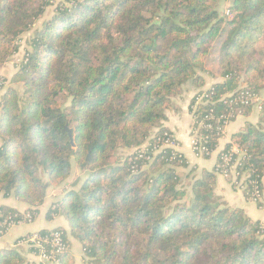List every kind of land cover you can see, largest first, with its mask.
<instances>
[{
    "label": "trees",
    "instance_id": "trees-1",
    "mask_svg": "<svg viewBox=\"0 0 264 264\" xmlns=\"http://www.w3.org/2000/svg\"><path fill=\"white\" fill-rule=\"evenodd\" d=\"M222 2L231 19L220 11ZM53 6L51 0H0V69L30 34L0 99V194L36 214L44 178L63 185L72 164L85 173L48 214L61 215L69 232L39 233L61 234L67 250L57 264H75L70 239L86 264H264V226L216 196V168L194 175L170 150L138 158L168 132L170 99L190 85L196 91L191 107L196 95L209 94L194 114L212 125L198 130L209 152L218 147L220 124L204 120L209 111L227 115L229 123L257 111V124L247 122L232 140L249 156L263 200L264 0H65ZM49 8L53 14L45 18ZM211 60L221 82L202 90L205 77L214 78L205 65ZM241 90L260 97V110L222 104V97ZM59 96L69 105L58 106ZM8 217L21 218L0 207V222ZM0 264L24 261L15 253L0 255Z\"/></svg>",
    "mask_w": 264,
    "mask_h": 264
},
{
    "label": "crops",
    "instance_id": "crops-1",
    "mask_svg": "<svg viewBox=\"0 0 264 264\" xmlns=\"http://www.w3.org/2000/svg\"><path fill=\"white\" fill-rule=\"evenodd\" d=\"M219 82H221V79L218 77V74L214 78L205 77V85L201 89H207ZM2 90L4 89L0 91ZM195 93L196 91L190 85H187L183 88L180 96L170 99L169 107L165 112L166 120L163 125L175 140L177 151L186 160L188 168L195 170L194 175L200 176L202 172L214 170L219 151L229 143L234 135L244 129L247 122L253 125L257 124L258 113L256 110H253L248 117H237L235 121L226 126L225 135L219 140L218 147L212 154L205 158L195 157L189 144L193 122L190 107ZM84 176L85 173L77 168L75 164H72L70 177H73L75 181L76 179H83ZM73 182L68 179L63 185L54 186L47 178H44L45 198L43 204L36 209L35 219L31 224L15 226L0 239V255H13L16 253L23 259L24 264H39L40 260L32 249L18 242L26 236L42 231L50 232L55 229H62L69 232L68 224L61 215H51L49 217L48 214L53 204L63 197L64 192L71 188ZM215 194L229 207L243 210L253 222L258 221L264 225V189L263 200L259 206L248 202L242 193L233 190L225 179L216 175ZM0 207L15 210L18 213H23L30 209L28 205L17 201L12 195L4 196L2 194H0ZM70 241L74 263L86 264L79 243L72 239Z\"/></svg>",
    "mask_w": 264,
    "mask_h": 264
},
{
    "label": "built area",
    "instance_id": "built-area-1",
    "mask_svg": "<svg viewBox=\"0 0 264 264\" xmlns=\"http://www.w3.org/2000/svg\"><path fill=\"white\" fill-rule=\"evenodd\" d=\"M208 95L209 94L207 92L196 95L194 104L190 107L193 122L189 144L194 156L199 158L204 155L209 156L213 153L209 152V150L205 147L204 144H206V142L203 141V138L198 133L199 129L211 130L212 125L204 124L203 121H195L196 119L194 115L199 105H204V100H208ZM230 97L231 96L227 95L221 98L224 106L231 107L232 104H239L242 107H248L250 105H254L257 110H260V107L258 106L260 103V97L248 90H241L236 96L231 99ZM209 112V115L205 116L204 120L214 119L215 122H220V124L215 127L216 136L219 137L217 142H219V140L224 137L226 126L229 124L228 116L214 115L212 110ZM157 142L158 143L153 146L151 154L149 153L147 156L143 155L145 149V147H143L140 151L141 154L138 155V158L149 160L151 155H156L166 150H170L174 155L181 156L177 151V144L169 132H165L162 135V138L158 139ZM228 144L229 147L227 151L223 148L218 153L215 165V168L218 170L216 174L225 179L233 190L246 195L244 198L248 202L256 205L260 204L262 202L261 180H257L254 175L255 172L252 165L249 163V156L244 150L240 149L238 144L232 139ZM243 166H246V168L243 169ZM131 171L136 172V168L132 167ZM19 215L21 218L17 221L8 217L0 222V239L15 226L31 224L36 216L32 210L19 213ZM18 243L25 244L30 248L36 249L38 251L37 257L40 260L39 264H57L58 260L56 256L63 254L67 250V246L64 243L61 234L57 231L52 232L50 238L42 237L39 233H35L26 236ZM46 246H48L49 250H46Z\"/></svg>",
    "mask_w": 264,
    "mask_h": 264
},
{
    "label": "rangeland",
    "instance_id": "rangeland-1",
    "mask_svg": "<svg viewBox=\"0 0 264 264\" xmlns=\"http://www.w3.org/2000/svg\"><path fill=\"white\" fill-rule=\"evenodd\" d=\"M51 1L54 4L53 7H56V5H58L59 3L64 2L65 0H51ZM227 7H228L227 2H222L221 3V7H220V11L223 12V14L225 15L226 18L231 19L232 18V14H230L227 11L228 10ZM52 14H53V8H49L47 10L45 18H49L50 16H52ZM29 36H30V34H26L25 36L22 37L21 41L19 42L20 46H21L19 52L16 55H14L13 57H11L9 59V61L0 69V90L4 89V90L0 91V98H2V96H4V94L6 93V90L9 87L8 82L12 78L13 74L16 73L17 65L23 59L24 53H25V51L28 48L27 47V38H29ZM205 65H206V69L213 73V76H216L218 74V70L216 69L217 66H216L214 61L211 60L208 63H206ZM260 95L263 98L264 97V92H261ZM69 101L70 100H68L66 96H59V98L57 100V104H58V106L63 108L65 106L69 105ZM69 180L71 182L74 181L73 177H70ZM263 189H264V186H263Z\"/></svg>",
    "mask_w": 264,
    "mask_h": 264
},
{
    "label": "water",
    "instance_id": "water-1",
    "mask_svg": "<svg viewBox=\"0 0 264 264\" xmlns=\"http://www.w3.org/2000/svg\"><path fill=\"white\" fill-rule=\"evenodd\" d=\"M63 132H65L68 135L69 140L71 141L72 144V131L65 126Z\"/></svg>",
    "mask_w": 264,
    "mask_h": 264
}]
</instances>
